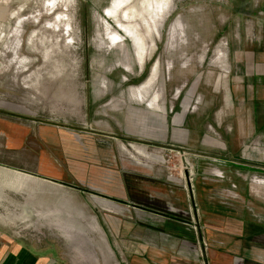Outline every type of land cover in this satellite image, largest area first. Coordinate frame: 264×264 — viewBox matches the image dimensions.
I'll return each instance as SVG.
<instances>
[{"label":"rangeland","instance_id":"rangeland-1","mask_svg":"<svg viewBox=\"0 0 264 264\" xmlns=\"http://www.w3.org/2000/svg\"><path fill=\"white\" fill-rule=\"evenodd\" d=\"M260 60L264 0H0V118L22 132L2 166L40 177L1 205L0 237L131 220L157 264L228 250V219L264 225Z\"/></svg>","mask_w":264,"mask_h":264},{"label":"crops","instance_id":"crops-1","mask_svg":"<svg viewBox=\"0 0 264 264\" xmlns=\"http://www.w3.org/2000/svg\"><path fill=\"white\" fill-rule=\"evenodd\" d=\"M257 77L253 84L254 99L258 108L264 109V60L258 61ZM261 67V70H260ZM264 114V112H263ZM13 124L9 126L6 120L0 118V212L1 205L9 202V196H18L23 193L25 183L33 189L30 194L34 201V186L39 183V176L26 175L13 168H8L3 163H8V150L18 152L20 146L18 142L22 137V132L14 129ZM16 128V127H15ZM21 132V135L18 134ZM10 162L19 163L9 159ZM23 176L31 178V182H24ZM255 183V182H253ZM251 183V192L258 197L262 194L259 190L261 184ZM248 195V194H247ZM264 197V196H262ZM63 211H76V206L64 204ZM114 212H121L120 207H111ZM209 212L221 213L224 215H235L236 211L232 208H209ZM120 214H118L119 216ZM7 220L0 216V228L6 227ZM75 223L65 222L64 225H50L49 231H54L60 236V246L52 243L48 246H25L22 242L12 237L3 235L0 237V264H122L126 259L129 264H157L148 258L146 243H137L136 237L131 238V234L137 226L131 220L118 221L123 227H114V231L109 234L105 231L102 222L95 223L91 219L76 220ZM228 225L223 226L224 235L218 236L223 247L226 245L228 250L213 249L208 258L207 264H264V225H258L253 221L228 219ZM241 225V226H240ZM143 226L144 229L147 225ZM212 230L207 231L209 241H214L216 236L215 223L211 225ZM51 229V230H50ZM58 232V233H57ZM124 238L127 242L124 241ZM146 238V237H144ZM182 238V237H181ZM120 243H127L124 252L120 250ZM125 249V247H124ZM176 262L170 264H198L199 256L196 253L178 252L175 255ZM168 260L161 258L159 264H167ZM180 259V260H178ZM149 260V261H148Z\"/></svg>","mask_w":264,"mask_h":264},{"label":"bare ground","instance_id":"bare-ground-1","mask_svg":"<svg viewBox=\"0 0 264 264\" xmlns=\"http://www.w3.org/2000/svg\"><path fill=\"white\" fill-rule=\"evenodd\" d=\"M155 15V14H154ZM152 20V19H151ZM153 20H154V18H153ZM218 56H219V54H218Z\"/></svg>","mask_w":264,"mask_h":264}]
</instances>
